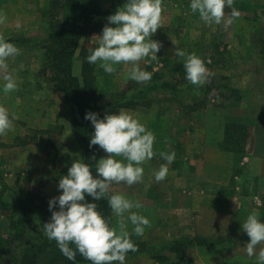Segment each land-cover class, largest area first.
<instances>
[{
  "label": "rangeland",
  "instance_id": "374dc122",
  "mask_svg": "<svg viewBox=\"0 0 264 264\" xmlns=\"http://www.w3.org/2000/svg\"><path fill=\"white\" fill-rule=\"evenodd\" d=\"M101 2L110 16L126 0ZM233 7L240 16L231 24L216 25L206 24L198 14H192L190 0H163L161 26L152 36L162 45L158 58L139 62L142 69L152 73V79L143 83L127 79L126 87L131 90L128 91L135 93H124L131 105L128 108L137 107L145 117L152 115L156 126L151 131L155 138L164 137L169 141L165 146L166 141L158 140L159 149L176 153L164 180L157 182L154 178V172L166 163L159 154L149 162V167L145 166L144 179L136 184L137 201L142 204L138 211L151 221L143 236H131L136 251L145 259L137 264H148V261L152 264H257L255 256L246 254L244 247L250 238L242 231L241 223L253 210L264 220V18L261 17L264 0H234ZM59 12L57 17L65 18L66 11L61 8ZM225 14L226 19L231 18V9L226 8ZM251 22L260 24L258 31H254ZM42 32L26 35L33 42L29 46L30 63L37 88L31 112L26 118L19 117L25 120L24 125L14 120L16 125L0 135V148L8 141L5 137L9 134L27 138L13 142L19 151L24 143L32 147L43 144L44 133L39 129L43 125V82L57 93L60 91L43 75V45L37 47L43 41ZM101 33H93L81 41L74 58L75 75H80L89 49L98 46V38L94 36ZM17 47L19 55L9 58L8 67L27 61L28 52L23 53L28 47ZM176 49L186 55L195 53L204 60L211 74L207 83L197 87L184 78L186 57L174 55ZM89 65L96 82L101 81V101L118 108L123 103L120 101L123 93L117 92L130 65H116L117 71L113 74L105 73L99 62ZM50 95L48 101L45 99L48 107L51 103L53 108L59 107L61 96L64 102L70 103L71 110L64 118L71 121L72 129L74 118H80L78 111L63 93ZM44 117L51 120L59 118V114L47 110ZM76 143L82 159V148L78 140ZM23 156V152H12L9 158L13 157L18 164ZM35 169L38 172L26 177V191L22 189L26 186L22 187L23 180L0 173V237L10 233L2 209L4 202H12V197L28 196L38 203L40 197L49 202L43 196L40 165ZM67 170L59 177L66 175ZM192 241L206 245L183 246ZM261 247L264 244L258 245L257 253Z\"/></svg>",
  "mask_w": 264,
  "mask_h": 264
},
{
  "label": "clouds",
  "instance_id": "9594fccd",
  "mask_svg": "<svg viewBox=\"0 0 264 264\" xmlns=\"http://www.w3.org/2000/svg\"><path fill=\"white\" fill-rule=\"evenodd\" d=\"M233 4L234 0H190V10L206 24L227 25L240 16ZM226 8L231 9L229 19L225 18ZM162 12L163 0H126L123 7L107 17L102 33L94 36L98 38V46L89 49L87 62H99L107 74L115 73L116 65H130L126 79L137 83L150 81L152 73L142 69L139 62L145 58L153 61L158 58L162 45L152 36L160 29ZM5 20L6 16L0 13V24ZM19 52L15 44L0 35V69H7L9 58L19 55ZM174 55L186 57L183 68L188 82L197 87L208 82L211 74L201 57L195 53L186 55L180 49H176ZM17 88L14 74L9 72L3 76L0 91L7 94ZM14 119L7 107L0 105V135L12 129ZM85 119L94 127L89 147L98 145L109 155L96 161L94 169L85 160L73 161L67 174L59 179L58 191L61 194L49 200L51 218L43 224V230L73 264L77 254L90 264H126L127 254L136 251L131 236H143L151 221L138 211L142 208L139 201L113 193L111 189L113 184L121 182L128 186L142 182V165L155 155V134L138 115L123 108L118 114H105L103 118L99 113L89 111ZM160 157L166 163L154 172L157 182L167 177L176 153L161 152ZM101 200L107 201L111 212L119 218L118 226H113L111 218L100 209L97 202ZM241 226L250 238L244 247L247 256H255L257 264H264V247L258 253L256 251L258 245L264 244V220L253 210Z\"/></svg>",
  "mask_w": 264,
  "mask_h": 264
},
{
  "label": "trees",
  "instance_id": "16d2710c",
  "mask_svg": "<svg viewBox=\"0 0 264 264\" xmlns=\"http://www.w3.org/2000/svg\"><path fill=\"white\" fill-rule=\"evenodd\" d=\"M51 32L45 42V64L43 75L48 81L56 84L58 91L63 93L80 118L75 117L72 130L82 148V160L95 167L98 161L99 146L89 147L90 137L94 127L85 119L89 111H101L98 107L99 95L96 79L91 75L86 58L83 60L80 75H75L74 58L82 40L89 38L93 33H101L106 25L108 12L102 7L101 0H51ZM64 9L65 18L59 19L57 14ZM11 39H9L10 41ZM43 42L37 44V47ZM120 100V106L129 107L125 94ZM109 108H115L108 104ZM230 134V131L227 130ZM230 136V135H229ZM230 141V137L228 138ZM95 157V160L93 159ZM91 200L90 197H86ZM12 202L2 204V209L9 222L10 233L0 237V264H73L67 260L54 240H49L44 233L43 224L51 218L48 210L49 202L40 197L37 199L12 197ZM95 202V201H91ZM100 209L112 221L111 210L107 201L97 202ZM42 210V214H40ZM15 243L19 245L14 246ZM206 245L203 242L192 241L183 246ZM132 252V251H130ZM75 264H90L77 254Z\"/></svg>",
  "mask_w": 264,
  "mask_h": 264
},
{
  "label": "crops",
  "instance_id": "0c3cea01",
  "mask_svg": "<svg viewBox=\"0 0 264 264\" xmlns=\"http://www.w3.org/2000/svg\"><path fill=\"white\" fill-rule=\"evenodd\" d=\"M50 10V0H43V3H40V0H0V13H3L6 16L5 22L0 24V35H3L8 40L11 39L10 42L17 46L28 47L26 49L27 51L25 50V53H23L26 54V52H28L27 61L23 63L21 62L16 66H9L7 69H0L3 71L0 72V86L3 84V76L7 75L9 72L15 75L18 82V88L16 91L7 94H4L2 91H0V105L7 107L10 116H14V120H19L22 122V124L25 123V120H22L21 118H26V116L29 115V111L31 112V101L33 96H35L37 93L36 85L33 84L34 81L32 80L33 73L30 63L32 59L30 55L31 48L29 46H31L33 42L32 40L28 39L26 35L29 37L33 31H43V39L42 36L40 39L43 40L42 42L44 48L45 42H47L48 35L50 34L52 28ZM261 17L264 18L263 14ZM259 26L260 24L251 22V27L254 29V31H258ZM12 35L15 36L11 37ZM256 35L257 34H255V37ZM250 39H252V37H250ZM44 54L45 50L43 49V62L45 60ZM25 57L26 56H23V60H25ZM127 82L128 81L125 78L124 83L120 86V89L117 93H132L129 92L131 91L129 90V86L126 87ZM100 84L101 81L99 80L97 82L98 95L100 99L98 102V107L101 108V118H103L105 114H118L119 109L123 108L131 111V113L134 115H138L141 121L145 123L147 127H149L148 129L151 130L152 126H156V124H154L152 121V115L145 117L143 113L136 109L137 107L134 109L127 108L125 106H120L113 109L109 108L108 102L103 103L101 101L102 91ZM113 92H116V90ZM51 93L57 95L58 93L61 94L60 92L57 93V91L53 89L52 86L43 82V125L40 124L39 126V129L43 130L44 133L43 144L34 146V148L32 147V144L24 143L23 149L19 151V149L14 147L15 145L13 142L22 137V140H26L27 138L25 139L24 135H20V137L17 138V135L9 134V136L5 137L8 141L0 148V173L13 175V177L15 176L18 181L19 179L23 180L24 184L22 187L26 185V177L29 178L33 175V173L38 172L35 167L37 168L40 165V173L43 174V196L48 199H52L58 194H61V191H58L60 179L59 174L63 173L62 171L69 169L74 160L80 159V155L76 149V142L78 139L71 129V121L68 118H64L65 113L68 114V112H70L71 105L68 102H64V99L61 96L59 107L55 106V108H53L54 105H52V103L48 107L49 104H45V101H48L49 98H51L49 97L51 96ZM47 110H55V115L57 112V114H59V118L47 120V118L44 117ZM17 115L21 116L17 117ZM14 124L15 122L13 121V126ZM158 140H162L163 142L166 141L164 137L156 136L154 143L155 155L153 157L156 159L159 157V154L163 152L161 149H159L161 144L158 142ZM168 144L169 141H166L165 146ZM12 152H23L24 156L22 161L17 164V162L13 160V157L9 158ZM107 155L109 154L105 153L99 148L98 160L106 157ZM117 159H122V157H117ZM151 160L146 161L142 165L144 168V173L145 166L147 165L149 167V162H151ZM27 187L28 185L22 189L26 191ZM136 187V184L128 186L121 182L120 184H113L111 191L113 193L124 194L127 196V198L137 201L138 198L137 194L135 193ZM112 218L113 226H115V223L119 220V218L113 213ZM129 231H131L130 227ZM141 256L142 255L137 251L129 252L126 256V264H137V262L140 263V260H145ZM148 264L152 263L148 261Z\"/></svg>",
  "mask_w": 264,
  "mask_h": 264
}]
</instances>
